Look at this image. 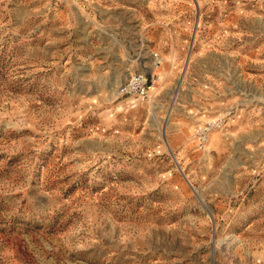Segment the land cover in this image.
<instances>
[{
    "label": "rangeland",
    "instance_id": "rangeland-1",
    "mask_svg": "<svg viewBox=\"0 0 264 264\" xmlns=\"http://www.w3.org/2000/svg\"><path fill=\"white\" fill-rule=\"evenodd\" d=\"M0 264H264V0H0Z\"/></svg>",
    "mask_w": 264,
    "mask_h": 264
},
{
    "label": "built area",
    "instance_id": "built-area-1",
    "mask_svg": "<svg viewBox=\"0 0 264 264\" xmlns=\"http://www.w3.org/2000/svg\"><path fill=\"white\" fill-rule=\"evenodd\" d=\"M152 66L147 68L145 71L129 73L125 83L121 86L120 93L122 95H128L137 102L147 101L149 98V91L151 86L155 83L154 70L159 67L161 58L159 54L151 53ZM225 124L224 118L213 119L212 121L206 122L196 130V143L199 149L205 147L209 135L213 130H219Z\"/></svg>",
    "mask_w": 264,
    "mask_h": 264
},
{
    "label": "crops",
    "instance_id": "crops-1",
    "mask_svg": "<svg viewBox=\"0 0 264 264\" xmlns=\"http://www.w3.org/2000/svg\"><path fill=\"white\" fill-rule=\"evenodd\" d=\"M93 0H89V2L91 3ZM167 5H169V3H167V1H166V7H167ZM172 29V28H171ZM170 30V29H169ZM174 31V30H173ZM170 32H171V30H170ZM162 38H167V31L165 30V28H163V30H160V34H159V36H158V40L156 39H154L156 42H158V43H160L161 42V40H162ZM170 38L172 39V35L170 36ZM158 43H156V45H155V47L156 48H158V47H160V45L158 44ZM172 46V45H171ZM170 46V47H171ZM172 48V47H171ZM173 48H174V46H173ZM174 53V52H173ZM221 109V107H216L215 108V112L216 113H211V115L212 114H216V116H218L219 114H220V110ZM197 110H198V112H200L201 110H205V108H204V106L202 105V106H200V107H197ZM220 110V111H219ZM197 112V113H198ZM205 112V111H204ZM199 114V113H198ZM196 115V114H195ZM200 115V114H199ZM201 116V118L200 119H206L207 117L206 116H204V115H200ZM216 116H211V117H216ZM200 119H194V121H192V123L194 122V124L196 125L195 127H194V133L196 132V130L200 127V126H202L203 125V121H201ZM221 132V131H220ZM220 136H221V138H222V143H223V146H224V152H223V155L225 154V152H226V143H225V139H224V134H223V132L222 133H220ZM213 153H214V155H215V157L217 156V154L213 151ZM222 155V156H223Z\"/></svg>",
    "mask_w": 264,
    "mask_h": 264
},
{
    "label": "bare ground",
    "instance_id": "bare-ground-1",
    "mask_svg": "<svg viewBox=\"0 0 264 264\" xmlns=\"http://www.w3.org/2000/svg\"><path fill=\"white\" fill-rule=\"evenodd\" d=\"M180 83V82H179Z\"/></svg>",
    "mask_w": 264,
    "mask_h": 264
}]
</instances>
